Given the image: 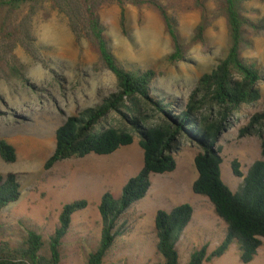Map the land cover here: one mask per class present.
I'll use <instances>...</instances> for the list:
<instances>
[{
    "label": "rangeland",
    "instance_id": "1",
    "mask_svg": "<svg viewBox=\"0 0 264 264\" xmlns=\"http://www.w3.org/2000/svg\"><path fill=\"white\" fill-rule=\"evenodd\" d=\"M157 1L177 22L180 40L188 49L185 61L176 65L166 61L173 53V43L155 9L129 6L126 33L119 6L105 7L100 18L110 48L123 66L135 71L154 70L157 77L153 95L185 105L199 79L211 73L226 56L227 22L217 19L208 30L205 43L193 44L202 18L196 0ZM216 7V0L208 1L211 15ZM246 9V15L256 22L264 17L262 0H250ZM6 18L12 26L24 23L30 47L28 51L18 46L14 50L17 60L7 55L9 62L0 70V139L11 144L18 155L13 164L0 157V175L16 174L22 184L21 200L2 213L3 239L16 245L25 237V228L30 227L48 244L60 226L64 206L85 200L88 208L73 216L64 240L62 264H87L88 255L97 249L102 237L99 206L103 196L111 193L121 198L123 188L144 167L140 139L136 137L132 146L111 156L73 158L46 170V163L56 150L57 130L68 118L102 105L117 92V80L104 67L86 35L79 40L69 18L54 10L49 1L35 12L26 6L13 18L4 13L3 19ZM252 39L253 47L244 57L261 68L263 100L243 106L218 142L223 180L234 193H239L244 179L234 176L233 163L239 162L247 176L253 164L262 159L261 140L256 136L240 137V130L264 112V37ZM198 152L197 147L183 143L175 155L176 170L152 176L147 196L135 203L121 221L124 235L116 240L105 264H163L156 248L155 219L159 211L171 212L182 204L191 205L194 216L178 243L180 264H189L191 255L204 246L211 254L224 242L227 224L217 216L208 198L193 191L198 178L194 164ZM210 264H243L239 244L235 242L221 259ZM251 264H264V239Z\"/></svg>",
    "mask_w": 264,
    "mask_h": 264
},
{
    "label": "trees",
    "instance_id": "2",
    "mask_svg": "<svg viewBox=\"0 0 264 264\" xmlns=\"http://www.w3.org/2000/svg\"><path fill=\"white\" fill-rule=\"evenodd\" d=\"M47 1L54 10L69 18L79 40L86 35L96 47L100 61L117 80V92L99 107L67 119L57 130L56 150L47 161L46 170L73 158L92 154L111 156L132 146L136 137L144 152V167L123 188L121 198L111 193L103 196L99 206L102 237L97 249L88 255L87 264H105L116 240L124 235V224L120 227L124 216L147 196L152 176L176 170L175 155L183 143L199 149L194 160L198 173L194 193L208 198L217 216L228 227L226 239L214 252L209 254L208 247L204 246L191 255L189 264H210L221 259L235 242L240 247L241 262L251 264L263 247L264 239V112L255 115L251 124L240 130L241 138L256 136L261 140L262 159L253 164L247 176L242 173L239 162L233 163L234 176L244 179L239 193H234L223 180V158L218 142L243 106L256 105L263 100L261 68L244 54L253 47V37H264V17L256 22L246 15L250 0H216L213 15L207 8L209 0H196L202 18L193 44H204L214 22L224 18L229 48L215 69L199 79L188 102L180 105L174 99L153 95L152 86L157 77L154 70L135 71L123 66L110 48L100 18L105 7L119 6L122 29L126 33L129 6L139 10L147 6L155 9L173 43V53L166 61L176 65L185 61L188 49L180 40L177 22L157 0H0V70L9 62L7 55L17 60L14 50L18 46L28 51L30 47L26 43L29 33L24 23L12 26L9 19H3V14L13 18L26 6L35 12ZM0 157L7 164L16 163L18 158L16 149L3 139H0ZM21 198L19 177L0 175V264H62L64 240L70 232L72 218L87 209L88 202L82 200L64 206L60 226L48 244L37 230L27 227L23 240L13 245L3 239L2 213ZM193 216L194 209L189 204L179 205L171 212L157 213L156 248L163 264H180L178 243Z\"/></svg>",
    "mask_w": 264,
    "mask_h": 264
}]
</instances>
